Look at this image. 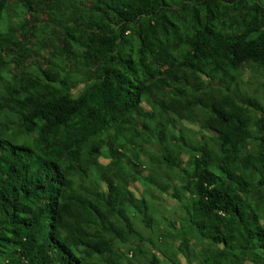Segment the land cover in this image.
I'll return each instance as SVG.
<instances>
[{
    "label": "trees",
    "instance_id": "16d2710c",
    "mask_svg": "<svg viewBox=\"0 0 264 264\" xmlns=\"http://www.w3.org/2000/svg\"><path fill=\"white\" fill-rule=\"evenodd\" d=\"M263 220L264 0H0V264H264Z\"/></svg>",
    "mask_w": 264,
    "mask_h": 264
},
{
    "label": "rangeland",
    "instance_id": "374dc122",
    "mask_svg": "<svg viewBox=\"0 0 264 264\" xmlns=\"http://www.w3.org/2000/svg\"><path fill=\"white\" fill-rule=\"evenodd\" d=\"M249 77H250V70L246 69L242 75V79L244 81H247ZM184 126L189 131H193V132L197 133L198 136L200 135L199 134V128L197 126H194L191 124H184ZM149 151L154 152V149L150 148ZM131 155L133 156V154H131ZM131 155H129V156H131ZM108 163H109L108 159H105V158L101 159L102 165H106ZM149 175H150L149 169L143 170V172L140 176V180L138 182H136L135 184L131 185V190L135 193V196L139 199L142 197H146L148 200L151 199V197L156 198V200L154 201V203H155L154 205L157 209L156 219L159 223L160 229L173 231L175 236H176L175 245L178 246L182 243L184 238H186V234L183 232L182 227H181V223H180V219L183 217V213L181 211V206L171 196L161 194L157 189H155L154 187H151L148 184L147 179H146ZM263 224H264V220H263ZM136 225H137L138 231L143 235L144 238L147 239V238L151 237V235H152L151 232L147 231L144 228V226L140 220L136 221ZM190 240L192 242L193 249H199V245L196 242V240L193 237L190 238ZM135 244H139V242L137 240H135ZM141 247L148 253L156 254L157 257L161 261L160 264H169L164 259L163 255L158 253L157 251H155L153 249V247L147 241H144L143 243H141ZM119 248H120V251L122 253L127 255L128 259H130L131 261L134 260V258H132V254L126 252L125 247L120 245ZM179 259L181 260L182 264H189V262L187 261V259L183 255H180ZM126 264H128V263H126ZM134 264H145V260L138 258L137 260H134ZM192 264H195V263H192Z\"/></svg>",
    "mask_w": 264,
    "mask_h": 264
}]
</instances>
